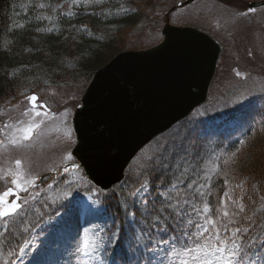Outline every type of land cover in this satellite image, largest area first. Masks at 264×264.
<instances>
[{
  "label": "rangeland",
  "instance_id": "obj_1",
  "mask_svg": "<svg viewBox=\"0 0 264 264\" xmlns=\"http://www.w3.org/2000/svg\"><path fill=\"white\" fill-rule=\"evenodd\" d=\"M21 1L13 15L12 28L23 29L29 24L36 25V33L44 34H69L72 29L64 27L63 20L85 15L113 19L130 14L138 8L144 9L145 3L143 0H103L99 5L85 6L84 0H80L78 5L73 4L72 0ZM39 3L50 4L53 7L61 5V7L53 12L51 8L40 9L37 7ZM153 3L156 6L155 8L153 6L154 10L145 8V18L129 30L124 43L119 46L120 52L145 50L156 46L162 40L161 32L166 24L201 30L221 45L223 51L210 84L207 103L182 124L149 144L127 168L123 182L106 192L117 195L116 202H119L118 207L122 211L121 219L132 222L135 220L133 216L135 212L132 209L140 215L143 211L144 197L147 196V202H151L160 187L159 185L154 195L150 196L152 192L148 172L155 166L143 167L149 157L154 158L153 154L159 155L158 145H176L177 150L183 145L187 149L186 153H181L186 162L185 166L196 165L200 169L214 166L219 174L222 163L233 164L237 151L234 148L235 143L245 136L247 129L264 127V0H195L187 3L185 0H154ZM179 3L186 4L178 9ZM250 3L263 4L256 6L254 12H250ZM69 11L73 15H66ZM242 13L247 14L242 15ZM43 17L53 18L49 20ZM49 28L52 31H38ZM82 31H87L85 34L88 36H100L89 34V29L77 30L79 33ZM73 58L70 54V57L64 59V72L58 74L55 79H47L35 74L36 82L22 84L17 96L7 101L0 109V113H3L0 114V127L5 122L27 120L28 117L23 116L24 109L29 107L26 96L36 94L39 101L46 103L55 114V118L46 120L38 130V134H34L32 140L25 142L22 147L0 149V168L6 169L16 159H20L26 172L32 176L40 177L60 171L65 163L64 156L71 152L76 143L71 125L74 109L81 105L82 95L91 80V77L72 75L71 72L76 70V59ZM237 71L241 74L239 77L236 75ZM65 109L68 110L66 124L62 123L64 118L59 115ZM68 129L72 131L71 138L65 134ZM263 137L264 135L258 137L253 144L255 145ZM0 139H5V136L0 134ZM251 151L249 147L243 152L240 166ZM75 162L73 159L72 162L67 163ZM177 162L176 156L169 161L173 165ZM229 168L227 167L224 175L221 176L223 184L216 187L214 200H218V197L227 190L224 187L225 179L229 181V187L244 182L245 203L248 202L249 195L253 199L264 195L262 185L255 181L248 182L243 178L250 169L241 168V171L238 170L239 168L236 169L235 172H239V175L231 171L235 174L232 180ZM153 171L164 173L159 167ZM141 173L147 174L148 188L139 195H130L139 187V185L136 187V184L138 174ZM129 175L135 179V182L126 183ZM55 177V179L47 178L31 191L29 189L28 193L20 194L23 199L29 200V204L14 221L11 247L0 244V264H4V261H8V264H80V259L73 254L72 249L85 231L93 236L96 233L105 236L115 232L105 253L108 258L117 248L121 226L115 221L120 217L108 220L105 213L102 216H94L82 210L84 205H91L94 200L98 201V207L103 208L101 194L105 192L95 188L87 180L81 168L70 174H63L61 171ZM164 177L171 179V176H165V173ZM217 177L218 175L214 176L213 181ZM65 179L80 181L79 184L73 185L71 194L67 198L61 195L67 187L66 184L61 183ZM49 184L53 187L49 188ZM10 186V182L5 184L0 180V191ZM90 188L94 191H89ZM240 191L236 189L234 195H239ZM33 196L35 199L32 198ZM57 197L59 199H56ZM53 199L55 203H52ZM69 205L78 206L81 210L73 211L68 215L65 209ZM137 222L147 224L144 215ZM135 225L137 224L130 225V232L137 231ZM127 241L125 238L120 239L119 244L123 249H128L125 246ZM19 247H23L25 251L20 253ZM153 248L156 249L155 252L152 248L147 252L149 264H161L162 260L163 264H172L154 242ZM12 251H16L17 254L10 256L9 253ZM103 254L96 260L89 259V264H118L112 263Z\"/></svg>",
  "mask_w": 264,
  "mask_h": 264
},
{
  "label": "snow or ice",
  "instance_id": "obj_2",
  "mask_svg": "<svg viewBox=\"0 0 264 264\" xmlns=\"http://www.w3.org/2000/svg\"><path fill=\"white\" fill-rule=\"evenodd\" d=\"M102 2L103 0H84L85 6L99 5ZM72 3L78 5L80 0H72ZM37 7L51 8L55 12L61 5L53 7L50 4L39 3ZM249 11L254 12L255 9ZM66 15L71 16L73 13L69 11ZM43 18L51 20L53 17ZM38 31L50 32L52 29ZM100 38L102 37H97ZM6 47L7 45L3 50H6ZM236 75L239 77L241 74L237 71ZM26 100L29 107L24 109L23 116L28 119L15 123L5 122L0 127V134L5 136V139H0V149L22 147L25 142L32 140L34 134H38L46 120L55 118L50 107L40 102L36 94L26 96ZM59 115L64 118L62 123L66 124L68 110L65 109ZM65 134L71 138V129ZM157 152L159 155L153 154L154 158L149 157L143 167L162 168L165 176L170 175L171 179L166 180L162 176L160 187L151 202H147V196L144 197L141 214L144 215L149 227L155 228L154 236L149 233L150 242L144 245V251L152 248L155 252L154 242L172 264H264V205L258 207V202L264 201V196L257 200L249 195L248 202L245 203L244 182L229 187V181L225 179L224 187L227 190L218 197L217 204L213 206L209 198L216 195L213 186V177L218 175L216 167L200 169L196 165L185 166L186 162L181 153H186L187 149L183 145L179 150L176 145H158ZM173 156H176L178 161L175 165L169 163ZM63 159L65 161L62 165L63 174L80 169L79 164L67 163L73 161V153L69 152ZM38 179V176L26 172L20 159H16L6 169L0 168V180L5 184L10 182L11 185L0 191V244L11 247L14 221L29 204L28 199L21 200L20 194L28 193L29 189L36 186ZM137 182L139 187L130 195H139L147 190V174H138ZM61 183L67 185L61 194L63 198H67L73 185L79 184L80 181L65 179ZM48 187L51 188L53 185L49 184ZM236 189L241 190L239 195H234ZM89 191L94 190L90 188ZM32 198L35 199L34 196ZM52 203H55V199ZM97 205L98 201L94 200L91 205H84L82 210L94 216H102L106 209ZM78 210L81 209L73 205L65 209L68 215ZM114 235L115 232L105 236L96 233L93 236L85 231L83 237L78 238L72 252L78 256L80 264H89V259L96 260L102 253H107ZM137 250L139 251V248ZM24 251L23 247H19L20 253ZM16 254V251L9 253L10 256ZM4 264H8V261H4Z\"/></svg>",
  "mask_w": 264,
  "mask_h": 264
},
{
  "label": "water",
  "instance_id": "obj_3",
  "mask_svg": "<svg viewBox=\"0 0 264 264\" xmlns=\"http://www.w3.org/2000/svg\"><path fill=\"white\" fill-rule=\"evenodd\" d=\"M161 35L158 45L119 53L97 69L75 110L72 153L102 189L120 182L143 147L207 99L221 47L192 27L166 24Z\"/></svg>",
  "mask_w": 264,
  "mask_h": 264
},
{
  "label": "trees",
  "instance_id": "obj_4",
  "mask_svg": "<svg viewBox=\"0 0 264 264\" xmlns=\"http://www.w3.org/2000/svg\"><path fill=\"white\" fill-rule=\"evenodd\" d=\"M143 1L145 2L143 4L144 9L143 7L138 8L130 14L113 19L85 15L76 19L63 20V26L72 29L67 35L36 33L37 26L30 24L23 29H13L12 18L22 1L0 0V109L7 101L17 96L22 84L35 83V74L47 79H55L58 74H62L65 67L64 59L70 57V54L74 57V60L76 59V70L71 72L72 75L92 77L97 69L108 63L121 51L119 46L124 43L123 41L129 30L145 18V8L151 11L154 10V0ZM79 28L89 29V33L99 34V37L102 38L97 39V37L88 36L85 34L87 31L79 33L77 32ZM5 45H7L6 50H3ZM263 135L264 127L250 133L244 144L239 145L237 148L233 164L222 163L220 165L219 175L213 182L215 190L217 186L223 184L221 176L224 175L227 167H230L228 169L230 173L235 172L238 168L239 171L246 170V168L250 169L249 172L244 174L243 178L247 179L248 182L255 181L264 188V137L259 142L257 141L255 145L253 144L258 137ZM249 147L252 151L240 166L243 152ZM155 168L157 170L155 166L148 172V180L152 190L155 189V186L160 185V180L162 176L164 177L162 172L158 173L156 171L154 173ZM235 173L240 174L237 171ZM234 176L235 174L232 173V180H234ZM129 179L132 180L129 181ZM133 182H135V179L129 175L126 183L131 184ZM138 185L139 183L136 184V187ZM101 197L107 216L112 219L119 216L120 218L115 223H119L121 226V235H128L131 222L128 219L126 221L121 219L122 211L118 207L119 202H116L118 200L117 195L103 193ZM216 201L218 200H214V196H212L210 203L215 206ZM262 205H264V201H259L258 207ZM132 210L136 215L135 220L139 221L142 215H139L136 210ZM123 260L126 261V259Z\"/></svg>",
  "mask_w": 264,
  "mask_h": 264
},
{
  "label": "bare ground",
  "instance_id": "obj_5",
  "mask_svg": "<svg viewBox=\"0 0 264 264\" xmlns=\"http://www.w3.org/2000/svg\"><path fill=\"white\" fill-rule=\"evenodd\" d=\"M28 247V246H27ZM17 261V260H16ZM18 263V262H17Z\"/></svg>",
  "mask_w": 264,
  "mask_h": 264
}]
</instances>
